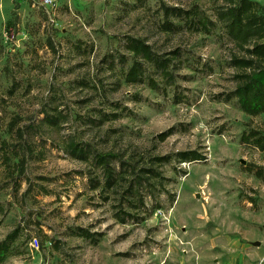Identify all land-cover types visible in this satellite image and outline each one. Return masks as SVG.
<instances>
[{"label": "rangeland", "instance_id": "1", "mask_svg": "<svg viewBox=\"0 0 264 264\" xmlns=\"http://www.w3.org/2000/svg\"><path fill=\"white\" fill-rule=\"evenodd\" d=\"M163 3L198 5L215 19L221 1L53 0L44 8L41 0H0V146L11 148L21 128L33 151L17 178L16 158L4 165L0 149V241L18 229L15 254L1 264H264V150L241 140L251 129L264 134V114L250 117L237 99L225 100L237 84L230 60L239 52L222 29L164 32ZM129 35L167 56L179 50L174 85L156 75L158 91L125 83ZM54 109L65 122L42 124L43 111ZM91 118L108 119L95 126ZM68 138L92 151L198 150L206 160L173 158L161 167L173 206L163 196L145 221L121 223L118 194L93 187L102 171L70 157ZM78 227L96 239L73 235Z\"/></svg>", "mask_w": 264, "mask_h": 264}, {"label": "trees", "instance_id": "2", "mask_svg": "<svg viewBox=\"0 0 264 264\" xmlns=\"http://www.w3.org/2000/svg\"><path fill=\"white\" fill-rule=\"evenodd\" d=\"M220 1L221 3L215 8V19H212L198 5L186 9L163 3L161 6L163 22L160 27L162 31L168 33H177L186 28L192 32L207 35L221 28L223 34L234 43L239 52V54L235 53L230 60L231 67L238 71L234 76L237 84L235 89L226 95L225 100L237 99L240 109L250 117L263 115L264 4L256 0ZM15 23V19L7 20L6 29H11ZM46 41L53 48L49 37ZM124 47L133 55L132 64L125 72V83L128 85L148 83L154 91L162 87L155 75L166 85L172 86L176 83L178 65L175 61L178 59L179 50L173 51L172 56H167L165 53L155 51L146 39L130 35L125 38ZM54 110L55 113L43 111V117L40 120L42 124L58 127L65 122V115L61 111ZM112 115H114L113 119L117 118V114ZM107 119L91 118L90 121L96 124L95 126H99ZM14 125L15 118L7 126L8 133H12ZM25 133L23 129L15 128L16 142L10 148L7 147L10 144L4 140L0 146L3 150L4 165L8 167L11 165V155L16 158L13 165L17 178L24 174L25 157L33 155L24 137ZM172 133L173 128L159 134L158 137L164 140ZM241 140L243 143H252L260 150H264V134L260 130L251 129L249 132H244ZM21 144L24 147H20ZM64 151L70 157L87 162L93 169L102 171L103 182L93 180L95 182L93 187H102L103 192L117 193L118 209L114 214L115 218L121 223L135 224L145 221L156 210L163 208L161 197L167 196L170 207L176 200L175 193L167 188L169 180L164 176L161 167L170 163L173 158L179 162L206 160V156L198 150L179 151L174 155L146 156L136 153L127 155L125 152L92 151L89 144L78 141L76 138H68L65 141ZM72 233L79 237L96 239L92 232L82 227L74 229ZM17 237L18 229H15L0 241V264L15 254L13 243ZM57 244L59 242L55 241L53 247L57 248Z\"/></svg>", "mask_w": 264, "mask_h": 264}, {"label": "built area", "instance_id": "3", "mask_svg": "<svg viewBox=\"0 0 264 264\" xmlns=\"http://www.w3.org/2000/svg\"><path fill=\"white\" fill-rule=\"evenodd\" d=\"M41 4L44 8L50 7L53 5V0H41ZM11 37H13V34ZM29 244H30L32 250H35V251L38 250L39 242H38V239L36 237H32L29 241Z\"/></svg>", "mask_w": 264, "mask_h": 264}, {"label": "water", "instance_id": "4", "mask_svg": "<svg viewBox=\"0 0 264 264\" xmlns=\"http://www.w3.org/2000/svg\"><path fill=\"white\" fill-rule=\"evenodd\" d=\"M244 162V161H243ZM256 245H259L260 243L259 242H255Z\"/></svg>", "mask_w": 264, "mask_h": 264}]
</instances>
